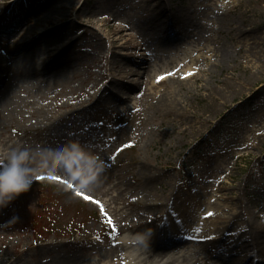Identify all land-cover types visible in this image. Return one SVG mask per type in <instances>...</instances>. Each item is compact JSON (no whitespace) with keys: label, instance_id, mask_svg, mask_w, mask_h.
Instances as JSON below:
<instances>
[{"label":"rangeland","instance_id":"rangeland-1","mask_svg":"<svg viewBox=\"0 0 264 264\" xmlns=\"http://www.w3.org/2000/svg\"><path fill=\"white\" fill-rule=\"evenodd\" d=\"M35 1L39 0H20L18 4L26 6ZM87 1L93 4L94 0H54L60 10L51 16L59 27L65 13L72 19L66 32L71 38L80 36L79 44L88 56L76 67L75 78L60 81L48 90L52 100L59 95L57 102L74 103L80 98L83 104L77 102V110L66 105L62 112L69 117L56 128L49 127L56 112L51 120L43 121L39 113L31 114L22 107L20 114L0 128V154L10 151L8 145L13 143L26 142L32 149L79 143L99 158L103 169L89 174L80 168V178L87 181L84 188L67 171L38 173L28 192L0 209V264H80L78 257L83 254H90L91 261L94 256L100 258L97 264H109L110 244L121 238L137 240L142 227L129 225L147 222L163 212L164 207L157 203H168L171 198L175 205L169 209L168 219L187 221L184 213L189 212L195 220L191 222L195 233L200 232L197 224L208 222L204 214L216 210L218 218L223 219L238 212L229 235L213 227L216 241L211 245L222 254L236 257L247 249L251 232L258 233V258L264 264V0H225L224 5L210 1L215 11L224 14L225 24L219 22L222 16L207 11L206 15L213 17L205 15L203 20L213 24L214 31L199 29L208 38L204 41L200 37L199 41L204 47L211 43L218 49L225 46L232 56L215 74L211 72L213 77L208 81L206 71L205 81L186 83L181 93H173L176 83L169 80L160 103L149 95L148 85L142 97L137 93L127 103L109 105L96 104L90 94L102 63L101 53L91 49L98 41L104 48L108 43L100 39L95 27L104 35L116 33L100 21L109 18L108 13L79 11ZM164 1L165 12L171 15L180 14L184 7L192 12L202 0ZM72 2L78 7L73 11ZM116 2H120L121 13L135 4L132 0ZM238 4L241 7L235 10ZM121 13L116 23H111L116 29L124 22ZM131 20L135 26L137 17ZM25 23L8 38L14 39L19 30L30 25L38 31L44 28L35 21ZM8 38L1 39L0 52H4L3 43H8ZM119 38L123 45L118 48L120 52H128L130 46L141 41L136 30ZM242 40L249 43L248 50L240 49ZM56 41L55 46H62L68 40ZM54 45L49 44L48 49ZM205 55L197 54L179 73L195 68L197 59ZM199 63L209 68L207 61ZM205 83L204 89L196 88ZM191 85L195 90L189 89ZM22 96L32 104L41 100L35 93ZM168 99L179 106L171 107ZM68 165L72 168L71 161ZM149 188L157 191L156 199L149 200ZM216 202L231 209L223 211ZM246 219L252 230L242 226ZM35 220H39L38 226L32 224ZM223 225L227 224L219 227Z\"/></svg>","mask_w":264,"mask_h":264},{"label":"bare ground","instance_id":"bare-ground-1","mask_svg":"<svg viewBox=\"0 0 264 264\" xmlns=\"http://www.w3.org/2000/svg\"><path fill=\"white\" fill-rule=\"evenodd\" d=\"M19 1H0V41L11 36L15 29L25 22L35 21L44 28L38 31L33 25L23 27L14 35V39L8 38V43L7 41L3 43L4 52H0V128L6 126L14 115L20 114L22 107L28 108L31 114L39 113V118H43V121L51 120V116L56 112L55 120L49 123V127L56 128L57 124L63 123L69 117L62 112V109L67 105L72 110H77V102L83 104V100L79 98L74 103L66 104L57 102L60 100L59 95H56L54 100L50 99L49 87L60 81L65 82L75 78L78 75L76 67L80 62L83 63L81 59L88 56V51L79 44L80 36L71 38L66 32L65 28L72 20L66 13L63 15L61 26L57 25L56 20L51 16L52 13L60 10L54 4V0H39L26 6H19ZM132 1L135 3L134 6L129 5V11L123 13L120 12L123 9L118 5L120 2L116 0H94L93 4L87 1L79 10L81 13H108L109 18L100 21L116 33L104 35L99 29L93 27L94 30H98L100 39L108 41L105 48L102 42L98 41L95 48L91 49L101 53L100 61L102 62L99 64L100 76L94 84L95 90L90 93L96 104L127 103L132 100L133 94L138 93L137 96L142 97L148 85H150L149 95L160 103L169 80L176 83L173 93H181L186 83L193 82L196 85L200 81H205V78L208 81L213 77L211 72L215 74L218 67L221 68L222 64H226L232 56L225 46L218 49L217 46L212 47L214 45L211 43L204 47L199 41L200 37H203L204 41L208 40L204 31L199 29L206 27L211 32L214 31V25L203 20L206 12L213 11L217 16L222 17L224 15L219 10L215 11L217 9L210 1H220L224 5L225 0H202L200 7L197 6L192 12H187V7H184L180 14L172 13L171 15L165 12L164 0ZM61 7L66 9L65 6ZM240 7L241 4H238L235 10ZM77 8L76 3L72 2L71 11ZM241 12L245 11L241 10ZM120 13L124 16V22L119 29H116L111 23H116ZM134 16L137 17V23L132 26L131 18ZM207 17L211 19L213 15L210 14ZM223 19L224 17L219 18L221 24H225ZM131 30L137 31L141 41L130 46L128 52H120L118 48L123 45L119 43V37L128 36ZM63 38L68 41L62 46L54 45L58 43L56 40ZM49 44H53L54 47L48 49ZM248 45L247 41L242 40L240 49L248 50ZM202 52L208 55L197 59L195 68L181 75L179 70ZM200 60L207 61L209 68L202 67ZM206 71L209 77L204 78ZM205 86L206 83L196 88L204 89ZM194 88L193 85L189 86L192 91L195 90ZM25 93H35L41 100L32 104L22 96ZM168 101L171 107L178 105V102L173 99ZM180 133L184 134V131ZM11 147H28V144L25 142L23 145L19 143L8 145V148L11 149ZM3 155V153L0 154V156ZM149 189L151 194L149 200L156 199L157 191L153 188ZM154 204L163 206V212L152 216L147 222L129 225V227H142L141 233L151 230L152 235L143 242L139 239L125 241L124 238L112 242L110 244L112 253L108 254L111 258L109 264H263V261L258 258L260 247L258 233L251 232L252 238L249 240L247 249H243L236 257L222 254L211 245L216 241V238L212 236L215 233L213 227L217 226L223 234L229 235L231 230L229 226L237 221L238 212L234 211L231 218L223 219L218 218L219 212L216 210L212 211L210 216L204 214L202 217L205 220L208 222L209 219L213 220L209 223L197 224L196 228L200 232L195 233L191 225V222L195 223V220L189 212L184 213L187 221H177L170 217L168 219V211L175 205L174 199L171 198L165 204L162 202ZM224 204L216 202L215 206L223 208V211L231 209L223 207ZM223 223L227 225L219 227V224ZM242 226L253 229L249 219H246ZM193 235H196V238ZM191 241L194 243L188 245ZM141 243L142 246H140ZM124 252L129 254L124 255ZM134 252L137 253L134 254ZM89 255L79 256L78 260L82 261L80 264H97L96 262L100 260L94 256V261H91ZM99 256L105 258L103 254Z\"/></svg>","mask_w":264,"mask_h":264},{"label":"clouds","instance_id":"clouds-1","mask_svg":"<svg viewBox=\"0 0 264 264\" xmlns=\"http://www.w3.org/2000/svg\"><path fill=\"white\" fill-rule=\"evenodd\" d=\"M73 157L78 159L73 160ZM70 160L72 168L68 165ZM80 168L86 169L89 174L93 170L98 173L102 171L103 163L79 143L57 145L55 148H12L0 156V209L7 207L20 194L28 192L38 173L67 171L82 188L86 187L87 181L80 178ZM72 169L77 171L73 173ZM150 232L139 234L137 239L141 242L149 239Z\"/></svg>","mask_w":264,"mask_h":264},{"label":"snow or ice","instance_id":"snow-or-ice-1","mask_svg":"<svg viewBox=\"0 0 264 264\" xmlns=\"http://www.w3.org/2000/svg\"><path fill=\"white\" fill-rule=\"evenodd\" d=\"M161 79H163V77H161ZM44 177H41V179H43ZM50 178H53V179H56V177H50ZM208 215H212V213H208Z\"/></svg>","mask_w":264,"mask_h":264},{"label":"trees","instance_id":"trees-1","mask_svg":"<svg viewBox=\"0 0 264 264\" xmlns=\"http://www.w3.org/2000/svg\"><path fill=\"white\" fill-rule=\"evenodd\" d=\"M35 221H36L37 223H36V222H33L32 224H33L34 226H35V225L38 226V225L40 224V223L38 222L39 220H38V221L35 220Z\"/></svg>","mask_w":264,"mask_h":264}]
</instances>
